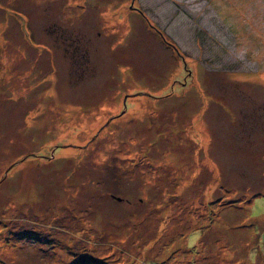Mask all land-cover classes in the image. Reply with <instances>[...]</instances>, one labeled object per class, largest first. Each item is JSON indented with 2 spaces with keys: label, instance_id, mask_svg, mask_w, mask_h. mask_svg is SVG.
Returning <instances> with one entry per match:
<instances>
[{
  "label": "rangeland",
  "instance_id": "rangeland-1",
  "mask_svg": "<svg viewBox=\"0 0 264 264\" xmlns=\"http://www.w3.org/2000/svg\"><path fill=\"white\" fill-rule=\"evenodd\" d=\"M0 264H264V0H0Z\"/></svg>",
  "mask_w": 264,
  "mask_h": 264
}]
</instances>
